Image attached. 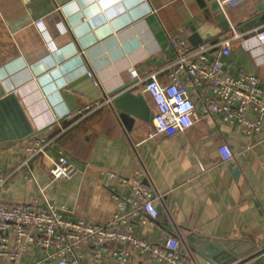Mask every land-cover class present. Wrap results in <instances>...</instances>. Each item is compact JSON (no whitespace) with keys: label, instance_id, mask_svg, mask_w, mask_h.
Returning <instances> with one entry per match:
<instances>
[{"label":"crops","instance_id":"obj_1","mask_svg":"<svg viewBox=\"0 0 264 264\" xmlns=\"http://www.w3.org/2000/svg\"><path fill=\"white\" fill-rule=\"evenodd\" d=\"M262 30L264 0H237L226 11L218 0H0L2 202L30 204L37 196L35 183L17 167L26 139L44 138L52 148L31 158L29 167L47 199L64 206L65 217L111 220L129 189L107 172L129 178L141 169L159 214L126 220L135 235L152 243L176 236L180 254L195 264H209L192 248L210 240L239 251L228 264H264V137L247 135L217 113L201 114L197 94L198 117L185 134L166 138L153 135L152 117L124 121L107 102L125 86L122 91L141 96L153 116L151 100L141 84L133 86L128 70L157 72L167 83L171 37L191 46L230 38L226 69L233 76L253 72L264 90V41L256 37ZM92 102L99 106L81 111ZM223 143L233 153L230 161L219 156ZM58 149L79 168L69 180L45 173ZM87 251L80 264H161L136 253L120 263L106 252L95 258L94 248ZM38 256L30 248L20 264Z\"/></svg>","mask_w":264,"mask_h":264},{"label":"built area","instance_id":"obj_2","mask_svg":"<svg viewBox=\"0 0 264 264\" xmlns=\"http://www.w3.org/2000/svg\"><path fill=\"white\" fill-rule=\"evenodd\" d=\"M236 3L237 0H218L223 11ZM256 37L264 41V30L258 31ZM170 44L174 58L167 83L159 81L157 72L139 75L135 68L128 70L129 76L135 80L133 86L141 84V92L153 104V135L166 138L177 133L185 134L198 117L194 101L197 94L204 103L201 114L217 113L223 122L237 124L247 135L264 137L262 84L253 72L236 76L228 72L224 57L231 50L230 38L217 45L201 42L191 46L184 40L171 37ZM107 102L111 103V99ZM95 106L99 103H89L81 111ZM50 148L48 140L34 136L27 138L23 146L26 157L22 158L17 169H24L28 181L37 187V196L30 204H4L1 191L4 180L0 179V264H20L30 248L39 250L38 259L32 264L45 260H53L55 264H80L82 254H89V251L83 252L86 247L94 248L95 258L106 252L120 263H129L136 253L161 264H195L180 254V241L176 236L169 235L152 243L135 235L125 225L133 216L147 220L156 219L159 214L153 203V191L142 181L144 173L141 169H136L129 178L107 172L109 178H116L129 189L127 195L118 198L117 212L111 220L95 223L65 217L64 206L47 199L28 163ZM217 150L222 161L232 160L233 153L227 144L219 145ZM78 171L75 162L58 149L45 173L51 180H69Z\"/></svg>","mask_w":264,"mask_h":264},{"label":"water","instance_id":"obj_3","mask_svg":"<svg viewBox=\"0 0 264 264\" xmlns=\"http://www.w3.org/2000/svg\"><path fill=\"white\" fill-rule=\"evenodd\" d=\"M200 32H202V30H200ZM206 37L207 36H204V38ZM124 88L125 86L119 87L110 93V95H116L110 103V105L114 107L116 114L124 121H129L130 115L137 116L144 120L150 119L152 114L149 115L143 98L130 91L123 92L122 90ZM26 134L27 132H24L23 134L18 135V138H21ZM192 251L195 253V256L210 264H228L229 262L234 261L240 254L239 251L230 244L216 240H210L204 242L200 246H194Z\"/></svg>","mask_w":264,"mask_h":264}]
</instances>
